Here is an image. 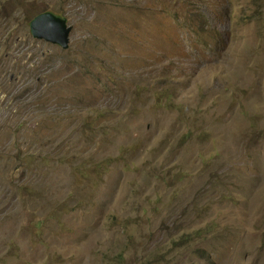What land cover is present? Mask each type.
Listing matches in <instances>:
<instances>
[{"label":"rangeland","instance_id":"374dc122","mask_svg":"<svg viewBox=\"0 0 264 264\" xmlns=\"http://www.w3.org/2000/svg\"><path fill=\"white\" fill-rule=\"evenodd\" d=\"M0 264H264V0H0Z\"/></svg>","mask_w":264,"mask_h":264},{"label":"water","instance_id":"95a60500","mask_svg":"<svg viewBox=\"0 0 264 264\" xmlns=\"http://www.w3.org/2000/svg\"><path fill=\"white\" fill-rule=\"evenodd\" d=\"M30 29L34 37L59 43L63 47L68 46L71 26H68L66 19L60 15L44 11L31 20Z\"/></svg>","mask_w":264,"mask_h":264},{"label":"clouds","instance_id":"9594fccd","mask_svg":"<svg viewBox=\"0 0 264 264\" xmlns=\"http://www.w3.org/2000/svg\"><path fill=\"white\" fill-rule=\"evenodd\" d=\"M46 11H47V10H46ZM43 12H44V11H43ZM39 14H40V13H39ZM37 15H38V14H37ZM37 15H36V16H37ZM34 17H35V16H34ZM34 17H33V18H34ZM33 18H32V19H33ZM30 30H31V29H30ZM31 33H32V32H31ZM32 35H33V34H32Z\"/></svg>","mask_w":264,"mask_h":264}]
</instances>
